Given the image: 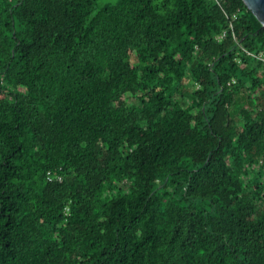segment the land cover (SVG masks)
Returning <instances> with one entry per match:
<instances>
[{"label":"trees","instance_id":"obj_1","mask_svg":"<svg viewBox=\"0 0 264 264\" xmlns=\"http://www.w3.org/2000/svg\"><path fill=\"white\" fill-rule=\"evenodd\" d=\"M97 1L0 0V264H264L261 23Z\"/></svg>","mask_w":264,"mask_h":264},{"label":"water","instance_id":"obj_2","mask_svg":"<svg viewBox=\"0 0 264 264\" xmlns=\"http://www.w3.org/2000/svg\"><path fill=\"white\" fill-rule=\"evenodd\" d=\"M243 2L261 23V29H264V0H243Z\"/></svg>","mask_w":264,"mask_h":264},{"label":"built area","instance_id":"obj_3","mask_svg":"<svg viewBox=\"0 0 264 264\" xmlns=\"http://www.w3.org/2000/svg\"><path fill=\"white\" fill-rule=\"evenodd\" d=\"M230 27H232L231 23H230ZM226 31H223L220 35L217 36V39H221L224 35H225ZM47 180H60L61 176L60 175H53L50 173V171L47 172L46 175Z\"/></svg>","mask_w":264,"mask_h":264},{"label":"rangeland","instance_id":"obj_4","mask_svg":"<svg viewBox=\"0 0 264 264\" xmlns=\"http://www.w3.org/2000/svg\"><path fill=\"white\" fill-rule=\"evenodd\" d=\"M114 0H98L97 3L98 4H102L104 2H113Z\"/></svg>","mask_w":264,"mask_h":264}]
</instances>
